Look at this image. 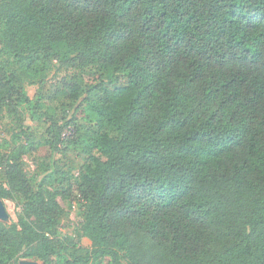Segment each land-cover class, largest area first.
I'll return each instance as SVG.
<instances>
[{
  "label": "trees",
  "instance_id": "1",
  "mask_svg": "<svg viewBox=\"0 0 264 264\" xmlns=\"http://www.w3.org/2000/svg\"><path fill=\"white\" fill-rule=\"evenodd\" d=\"M0 47L20 70L0 66V117L20 134L24 109L41 113L20 76L53 60L100 75L78 99L87 254L62 257L53 175L34 185L15 155L6 179L24 205L18 225L0 222V264L24 250L43 264H264V0H0ZM47 121L29 148L52 157L68 124ZM51 173L71 199L69 175Z\"/></svg>",
  "mask_w": 264,
  "mask_h": 264
},
{
  "label": "rangeland",
  "instance_id": "2",
  "mask_svg": "<svg viewBox=\"0 0 264 264\" xmlns=\"http://www.w3.org/2000/svg\"><path fill=\"white\" fill-rule=\"evenodd\" d=\"M0 66L8 73L20 71L18 66L13 64L12 59L3 52H0ZM98 76L100 75L96 70H79L72 68L70 63L53 60L42 77L20 76L21 85L30 99L36 101L40 98L41 101V113H36L34 117L27 108L24 109L25 134H20L12 128L6 111L0 117V187L6 192L1 199L9 214V219L1 223L7 227L18 225L24 205V201L16 193L11 192L6 179L8 163L13 160V156L18 155L24 173L34 185L45 176L53 175L48 179L44 190L47 196L56 198L63 210L58 220V235L64 243L62 257L72 254L86 255L89 247V243L83 237L84 216L88 205L78 191V187L80 186L79 171L86 158L83 150L88 147L92 132L86 130L80 132L78 128L91 127L92 123L88 115L90 108L78 99H81L89 86L96 82ZM70 86H74L77 94L73 93ZM44 112L48 115H44ZM47 116H52L59 126L68 124L63 131L64 142L60 145L59 152L52 157H48L49 152L46 148L38 151L29 148L31 142L43 141V132L48 127ZM53 163L61 177L66 173L72 179L74 193L71 199L67 200L60 194L62 188L51 173ZM25 251L20 254L19 264L25 260L43 264L36 258L22 257ZM58 259L59 257H55V260Z\"/></svg>",
  "mask_w": 264,
  "mask_h": 264
},
{
  "label": "water",
  "instance_id": "3",
  "mask_svg": "<svg viewBox=\"0 0 264 264\" xmlns=\"http://www.w3.org/2000/svg\"><path fill=\"white\" fill-rule=\"evenodd\" d=\"M8 219H9V214L6 210L3 200L0 198V222H6ZM20 264H41V263L33 260H25Z\"/></svg>",
  "mask_w": 264,
  "mask_h": 264
}]
</instances>
